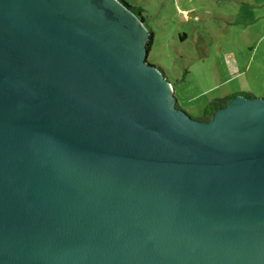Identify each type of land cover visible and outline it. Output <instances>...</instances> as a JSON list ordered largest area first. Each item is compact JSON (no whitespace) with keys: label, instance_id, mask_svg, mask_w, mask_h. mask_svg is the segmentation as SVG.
Instances as JSON below:
<instances>
[{"label":"water","instance_id":"water-1","mask_svg":"<svg viewBox=\"0 0 264 264\" xmlns=\"http://www.w3.org/2000/svg\"><path fill=\"white\" fill-rule=\"evenodd\" d=\"M120 0H0V264H264V97L208 122Z\"/></svg>","mask_w":264,"mask_h":264},{"label":"rangeland","instance_id":"rangeland-1","mask_svg":"<svg viewBox=\"0 0 264 264\" xmlns=\"http://www.w3.org/2000/svg\"><path fill=\"white\" fill-rule=\"evenodd\" d=\"M122 1L139 8L144 25L154 35L147 61L163 70L173 85L179 106L190 111L192 117H199L197 111L201 107L226 97V92L237 86L235 81L226 80L227 57L223 54L234 58L246 56L247 36L244 27L238 30L242 21L235 19L233 23L231 16H246L248 22L252 10L248 5L262 4L264 0ZM181 11H186L187 17ZM244 31L251 40H256L260 32L257 26ZM262 94L257 91L253 96L262 98Z\"/></svg>","mask_w":264,"mask_h":264},{"label":"crops","instance_id":"crops-1","mask_svg":"<svg viewBox=\"0 0 264 264\" xmlns=\"http://www.w3.org/2000/svg\"><path fill=\"white\" fill-rule=\"evenodd\" d=\"M230 1L234 2L233 0ZM248 6L252 9L249 21H245L246 16L241 17L238 14L237 16H231L233 23L235 19L236 21H242V25L238 27V30L240 27H244V30H246L253 29V27L257 26L258 32H260L258 33L256 40H251L250 34H246L243 30L245 33L244 35L247 36V38H244V48L247 50L246 56L242 55L241 58H238L237 56L234 58L231 57L229 53L223 54L227 57L225 72L228 79L226 80L232 82L235 81L237 85H235V88H230L226 92V96H229L234 92H247L255 95V92L259 91L263 92L262 96L264 97V54H262V51H264V3ZM181 15L187 17V12L181 11ZM219 50L222 52V49ZM205 57H208V54H206ZM201 60L202 63L206 62V58ZM203 107L197 112L199 113Z\"/></svg>","mask_w":264,"mask_h":264},{"label":"trees","instance_id":"trees-1","mask_svg":"<svg viewBox=\"0 0 264 264\" xmlns=\"http://www.w3.org/2000/svg\"><path fill=\"white\" fill-rule=\"evenodd\" d=\"M124 5H126L135 15H137L143 22V18L141 17V12L139 10V8H136V7H131L129 5H127L125 2H123L122 0H120ZM145 23V22H144ZM153 38H154V35H153V32H150V41L148 43V49H149V53L151 51V47L153 45ZM160 70L163 72V70L160 68ZM164 73V72H163ZM166 77V76H165ZM167 78V77H166ZM236 96H244V97H247V98H253V94L251 93H236V94H231L229 96H226L224 98H216L212 101H210L207 105H205L203 107V109L199 112V117L197 118H194L196 120H199L201 122H208L210 120V118L213 116V114L225 107L227 105V103L233 99L234 97ZM179 108H182L181 106L178 105ZM183 110H185L184 108H182ZM191 112H189V115H190Z\"/></svg>","mask_w":264,"mask_h":264},{"label":"flooded vegetation","instance_id":"flooded-vegetation-1","mask_svg":"<svg viewBox=\"0 0 264 264\" xmlns=\"http://www.w3.org/2000/svg\"><path fill=\"white\" fill-rule=\"evenodd\" d=\"M147 46H148V44H147ZM155 66V65H154ZM160 69V68H159Z\"/></svg>","mask_w":264,"mask_h":264}]
</instances>
